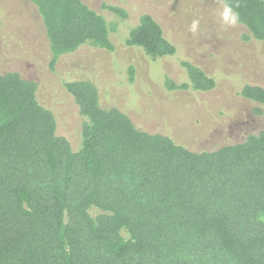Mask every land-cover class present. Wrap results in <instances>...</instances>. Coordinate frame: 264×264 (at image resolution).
I'll return each instance as SVG.
<instances>
[{
	"label": "trees",
	"instance_id": "16d2710c",
	"mask_svg": "<svg viewBox=\"0 0 264 264\" xmlns=\"http://www.w3.org/2000/svg\"><path fill=\"white\" fill-rule=\"evenodd\" d=\"M29 2L52 71L82 46L113 52L129 18L111 4L102 5L108 19L82 0ZM223 3L238 13L243 41L264 43V0ZM119 41L152 62L178 52L150 14ZM180 66L186 81L166 76L167 90L215 87L200 66ZM64 87L84 119L77 149L36 83L0 72V264H264V122L239 142L195 151L103 107L91 79ZM238 94L264 115V87Z\"/></svg>",
	"mask_w": 264,
	"mask_h": 264
},
{
	"label": "rangeland",
	"instance_id": "374dc122",
	"mask_svg": "<svg viewBox=\"0 0 264 264\" xmlns=\"http://www.w3.org/2000/svg\"><path fill=\"white\" fill-rule=\"evenodd\" d=\"M82 1L108 19L111 14L102 5L120 6L129 18L114 36L113 52L82 46L63 55L52 71L45 31L33 5L29 0H0V72H18L37 84L40 103L54 113L57 133L73 149L79 146L84 119L64 83L81 78L97 85L103 107L118 108L139 129L167 135L190 150L233 144L262 127L264 115H255L256 105L238 92L246 83L264 87V43L243 41V26L222 22L223 0ZM143 14L162 26L178 49L175 56L152 62L119 41ZM186 60L215 78L212 90L164 87L166 76L186 81L180 66Z\"/></svg>",
	"mask_w": 264,
	"mask_h": 264
},
{
	"label": "clouds",
	"instance_id": "9594fccd",
	"mask_svg": "<svg viewBox=\"0 0 264 264\" xmlns=\"http://www.w3.org/2000/svg\"><path fill=\"white\" fill-rule=\"evenodd\" d=\"M221 20L227 25H235L239 21V15L230 6H225L221 12ZM196 23H193V30L196 27Z\"/></svg>",
	"mask_w": 264,
	"mask_h": 264
}]
</instances>
